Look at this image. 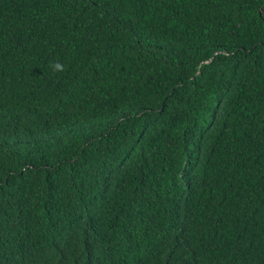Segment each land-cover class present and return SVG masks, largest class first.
<instances>
[{
  "label": "trees",
  "instance_id": "16d2710c",
  "mask_svg": "<svg viewBox=\"0 0 264 264\" xmlns=\"http://www.w3.org/2000/svg\"><path fill=\"white\" fill-rule=\"evenodd\" d=\"M0 264H264V0H0Z\"/></svg>",
  "mask_w": 264,
  "mask_h": 264
}]
</instances>
